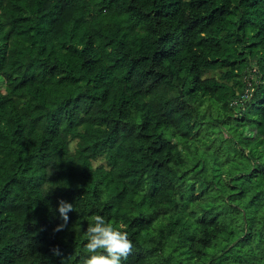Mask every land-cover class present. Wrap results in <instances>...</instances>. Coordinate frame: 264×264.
<instances>
[{
	"label": "trees",
	"instance_id": "trees-1",
	"mask_svg": "<svg viewBox=\"0 0 264 264\" xmlns=\"http://www.w3.org/2000/svg\"><path fill=\"white\" fill-rule=\"evenodd\" d=\"M96 214L123 264H264V0H0V264Z\"/></svg>",
	"mask_w": 264,
	"mask_h": 264
},
{
	"label": "clouds",
	"instance_id": "clouds-1",
	"mask_svg": "<svg viewBox=\"0 0 264 264\" xmlns=\"http://www.w3.org/2000/svg\"><path fill=\"white\" fill-rule=\"evenodd\" d=\"M74 210L72 203L63 199L59 201L58 212L63 223L54 228V232L67 228L70 219L68 214ZM85 236L86 255L80 259V264H123L133 251L134 245L127 232L108 223L104 216L99 214L88 218ZM51 251L55 256L61 255L59 246Z\"/></svg>",
	"mask_w": 264,
	"mask_h": 264
},
{
	"label": "rangeland",
	"instance_id": "rangeland-1",
	"mask_svg": "<svg viewBox=\"0 0 264 264\" xmlns=\"http://www.w3.org/2000/svg\"><path fill=\"white\" fill-rule=\"evenodd\" d=\"M207 129H210V126H209V125H207ZM239 155H243V154L241 153V151L239 152ZM261 221H263V220H261ZM254 241L257 242V239H255Z\"/></svg>",
	"mask_w": 264,
	"mask_h": 264
}]
</instances>
